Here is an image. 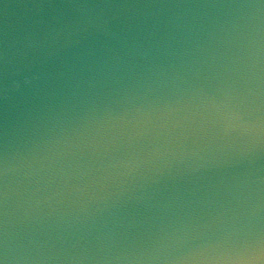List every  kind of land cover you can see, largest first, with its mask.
<instances>
[{"label": "water", "instance_id": "95a60500", "mask_svg": "<svg viewBox=\"0 0 264 264\" xmlns=\"http://www.w3.org/2000/svg\"><path fill=\"white\" fill-rule=\"evenodd\" d=\"M0 264H264V0H0Z\"/></svg>", "mask_w": 264, "mask_h": 264}]
</instances>
